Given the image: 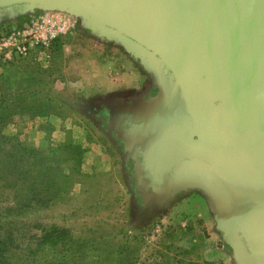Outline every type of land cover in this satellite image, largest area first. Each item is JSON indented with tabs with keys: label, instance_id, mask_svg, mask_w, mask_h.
<instances>
[{
	"label": "rangeland",
	"instance_id": "1",
	"mask_svg": "<svg viewBox=\"0 0 264 264\" xmlns=\"http://www.w3.org/2000/svg\"><path fill=\"white\" fill-rule=\"evenodd\" d=\"M23 9L0 14V35L21 27L34 13L22 15ZM79 21L75 35L61 40L49 64L19 59L0 65V78L9 77L12 86L31 83L62 101L50 114L26 113L0 126V201L13 196L7 189L11 182L3 179L2 171L12 163L10 154L21 150L18 146L37 150L40 161L50 160L53 175H61L59 184L67 187L58 194L56 205L13 220L14 233L7 231L12 226H4L0 234L13 236L10 247L18 250L15 257L22 263L33 259L27 247L37 248L45 233L48 240L56 239L59 230L67 232L54 244L59 249L66 245L73 251L83 246L80 240L104 238L111 245L112 258L128 264H239L206 189L189 183L160 194L151 188L147 193L164 197L156 202L145 198L131 167L135 151L128 131L125 136L118 134L110 123L96 124L80 112L86 103L114 100L129 108H147L161 97L163 80L124 42L99 38L94 28ZM66 145L82 151L83 157L76 158L72 151L59 152ZM127 240L131 248L118 256L116 251Z\"/></svg>",
	"mask_w": 264,
	"mask_h": 264
},
{
	"label": "water",
	"instance_id": "2",
	"mask_svg": "<svg viewBox=\"0 0 264 264\" xmlns=\"http://www.w3.org/2000/svg\"><path fill=\"white\" fill-rule=\"evenodd\" d=\"M17 6L72 14L146 60L163 86L142 129L156 159L181 156L152 191L206 189L239 264H255L242 241L264 231V0H0Z\"/></svg>",
	"mask_w": 264,
	"mask_h": 264
},
{
	"label": "trees",
	"instance_id": "3",
	"mask_svg": "<svg viewBox=\"0 0 264 264\" xmlns=\"http://www.w3.org/2000/svg\"><path fill=\"white\" fill-rule=\"evenodd\" d=\"M63 40V39H62ZM61 40L55 43V48L61 47ZM0 126L2 122L8 121L9 118L15 116L30 113L32 115L42 114L44 111L50 114L53 112V108L61 106V99H59L50 91L43 89L40 90L34 86V84L26 83L24 85L12 86L10 78H0ZM9 86V87H8ZM1 93H3L1 95ZM8 96V98L5 97ZM58 108V107H57ZM13 154L8 153V156L12 163L7 164L2 172H4L3 179L10 181L8 184L9 193L13 196L11 200L7 199L3 203V207L0 208V232L5 230L4 226H12L10 228L14 233L12 221L17 220L20 217L25 216L27 213L34 211L35 209H48L57 204L58 194L60 192H66L67 187L60 186L58 179H61V175H53V166L49 164L50 160L40 161L37 157L39 152L33 148H24ZM21 151L26 152L25 155H21ZM72 151L76 155V158L83 157V152L74 150L73 146H64L59 149V152L68 153ZM40 156H42L40 154ZM70 159V158H69ZM47 163V164H46ZM44 165V166H43ZM63 176V175H62ZM6 187V186H5ZM2 188V186H0ZM1 200V197H0ZM57 238L48 240L46 238L47 233L38 240L37 248L32 249L27 247V254L34 256L33 259H27L22 263L19 261L16 252L18 250L12 249L13 236L6 235L7 233L0 234V264H128L126 260L119 262L117 258L111 256V245L106 244L104 238L97 240H80L77 246V250L69 251L68 246L66 248L59 249L58 241L62 239L59 235H66L67 232L57 230ZM65 236V237H66ZM70 241H74L71 237ZM104 242V245H102ZM50 249L47 250V246ZM108 245V246H107ZM51 247L53 249H51ZM129 240L125 246L119 247L116 251L118 256L124 253V250H129ZM37 249V250H36ZM133 249V248H132ZM25 251V250H24ZM51 251L50 256L40 259L45 252ZM21 252V251H20Z\"/></svg>",
	"mask_w": 264,
	"mask_h": 264
},
{
	"label": "flooded vegetation",
	"instance_id": "4",
	"mask_svg": "<svg viewBox=\"0 0 264 264\" xmlns=\"http://www.w3.org/2000/svg\"><path fill=\"white\" fill-rule=\"evenodd\" d=\"M17 7L20 8L21 6ZM6 10L8 9L0 8V14L5 13ZM167 76L169 77V72L167 73ZM172 83L174 84V81ZM118 101L120 100L108 101L104 104L86 103L85 111L80 110V112L85 113L88 118L94 119L96 124L99 122H103L105 124L110 123L111 127L118 134L125 136L127 131L132 130L133 134L138 136L139 142L131 159V167L133 168L136 179L138 180L139 190L143 192L145 198L148 197L151 201L153 200L156 202L155 200L164 196H156L147 192H150L151 188L168 185L171 182V176L165 174L164 169L172 165L175 166L174 164L181 160V156L176 155L168 161L163 159L164 162H162L159 158L156 159L154 153H152L153 139L150 133H148L149 130L142 129L146 124L151 123L150 117L147 113L148 109L143 107L129 108L127 105L124 106L125 104H121ZM79 106L83 107L82 104ZM99 132L101 135H108L105 131L99 130ZM149 140H151L152 143H150ZM252 193L254 192L252 191ZM229 197L230 195L227 194V198ZM254 235L255 238H246L247 240L244 239L242 242L245 246L250 248L255 247L256 252L249 251L245 247L249 257L253 260L255 259V264H264V261H262L264 260V231H256Z\"/></svg>",
	"mask_w": 264,
	"mask_h": 264
},
{
	"label": "built area",
	"instance_id": "5",
	"mask_svg": "<svg viewBox=\"0 0 264 264\" xmlns=\"http://www.w3.org/2000/svg\"><path fill=\"white\" fill-rule=\"evenodd\" d=\"M79 19L62 11H38L21 27L0 35V65L15 60L49 64L59 40L75 35Z\"/></svg>",
	"mask_w": 264,
	"mask_h": 264
},
{
	"label": "crops",
	"instance_id": "6",
	"mask_svg": "<svg viewBox=\"0 0 264 264\" xmlns=\"http://www.w3.org/2000/svg\"><path fill=\"white\" fill-rule=\"evenodd\" d=\"M1 71H2V70H0V74H2Z\"/></svg>",
	"mask_w": 264,
	"mask_h": 264
}]
</instances>
